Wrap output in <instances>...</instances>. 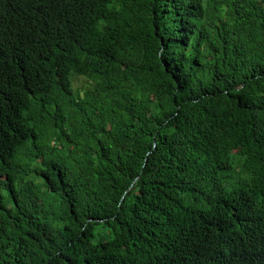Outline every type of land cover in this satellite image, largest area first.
I'll list each match as a JSON object with an SVG mask.
<instances>
[{
    "label": "trees",
    "instance_id": "1",
    "mask_svg": "<svg viewBox=\"0 0 264 264\" xmlns=\"http://www.w3.org/2000/svg\"><path fill=\"white\" fill-rule=\"evenodd\" d=\"M0 264H264V0H0Z\"/></svg>",
    "mask_w": 264,
    "mask_h": 264
},
{
    "label": "rangeland",
    "instance_id": "2",
    "mask_svg": "<svg viewBox=\"0 0 264 264\" xmlns=\"http://www.w3.org/2000/svg\"><path fill=\"white\" fill-rule=\"evenodd\" d=\"M74 88L78 90L80 93H82V90L84 88V84L77 79L74 80Z\"/></svg>",
    "mask_w": 264,
    "mask_h": 264
}]
</instances>
